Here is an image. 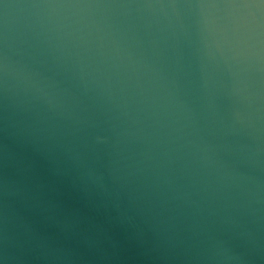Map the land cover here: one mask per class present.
<instances>
[{"label": "water", "instance_id": "95a60500", "mask_svg": "<svg viewBox=\"0 0 264 264\" xmlns=\"http://www.w3.org/2000/svg\"><path fill=\"white\" fill-rule=\"evenodd\" d=\"M0 264H264V0H0Z\"/></svg>", "mask_w": 264, "mask_h": 264}]
</instances>
